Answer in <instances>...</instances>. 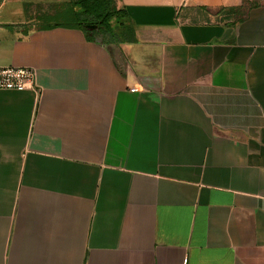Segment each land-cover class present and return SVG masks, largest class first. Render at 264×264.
Returning <instances> with one entry per match:
<instances>
[{
	"label": "crops",
	"instance_id": "1",
	"mask_svg": "<svg viewBox=\"0 0 264 264\" xmlns=\"http://www.w3.org/2000/svg\"><path fill=\"white\" fill-rule=\"evenodd\" d=\"M72 1L0 0V264H264V0Z\"/></svg>",
	"mask_w": 264,
	"mask_h": 264
},
{
	"label": "trees",
	"instance_id": "2",
	"mask_svg": "<svg viewBox=\"0 0 264 264\" xmlns=\"http://www.w3.org/2000/svg\"><path fill=\"white\" fill-rule=\"evenodd\" d=\"M115 1L74 0L65 11L70 14L69 23L80 28L88 39L109 42L115 34L111 19H118L119 14ZM114 27L126 35V38H130V29L123 22L117 20Z\"/></svg>",
	"mask_w": 264,
	"mask_h": 264
},
{
	"label": "built area",
	"instance_id": "3",
	"mask_svg": "<svg viewBox=\"0 0 264 264\" xmlns=\"http://www.w3.org/2000/svg\"><path fill=\"white\" fill-rule=\"evenodd\" d=\"M34 79L35 70L32 67L0 66V89L23 90L32 86Z\"/></svg>",
	"mask_w": 264,
	"mask_h": 264
},
{
	"label": "rangeland",
	"instance_id": "4",
	"mask_svg": "<svg viewBox=\"0 0 264 264\" xmlns=\"http://www.w3.org/2000/svg\"><path fill=\"white\" fill-rule=\"evenodd\" d=\"M57 20H59L60 21V19H62L63 21H69V19H65V18H56ZM111 25H112V27H113V30L115 31V32H117L118 30L114 27V25H115V23L113 22V21H111Z\"/></svg>",
	"mask_w": 264,
	"mask_h": 264
}]
</instances>
